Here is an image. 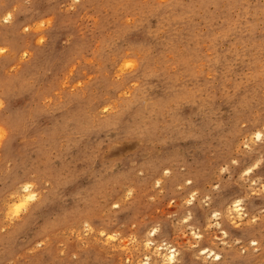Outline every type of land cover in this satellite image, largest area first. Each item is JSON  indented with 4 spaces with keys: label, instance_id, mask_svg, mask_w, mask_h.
<instances>
[{
    "label": "rangeland",
    "instance_id": "obj_1",
    "mask_svg": "<svg viewBox=\"0 0 264 264\" xmlns=\"http://www.w3.org/2000/svg\"><path fill=\"white\" fill-rule=\"evenodd\" d=\"M2 13L0 264H264V0Z\"/></svg>",
    "mask_w": 264,
    "mask_h": 264
},
{
    "label": "bare ground",
    "instance_id": "obj_2",
    "mask_svg": "<svg viewBox=\"0 0 264 264\" xmlns=\"http://www.w3.org/2000/svg\"><path fill=\"white\" fill-rule=\"evenodd\" d=\"M77 1V0H76ZM4 13H2L1 14V21H0V25H2V24H4V23H8L9 22V20L11 19V17L10 16H12L11 14H9V13H6V14H4ZM3 22V23H2ZM18 23H19V21L17 22H15L14 23V26H17L18 25ZM19 25H21V24H19ZM8 34H11V32H10V28L9 29H4V27L3 28H0V42L1 43H3L4 41L6 42V40H4V39H8L7 37V35ZM14 79L15 78H13V79H10V80H12L11 82H14ZM10 82V83H11ZM6 84V83H5ZM11 86V85H10ZM7 96H8V94H7ZM11 104H12V102H11ZM10 105V104H9ZM11 110V109H10ZM13 113H14V111L10 114V115H12L13 116ZM9 115V117H3L2 118V116H0L2 119H0V123H2L3 125H5L6 127H9L11 130H13V129H15V126H13V124H15V123H13V121H14V118L12 117V116H10ZM15 117H16V115H15ZM4 127V126H3ZM9 129V130H10ZM8 130V129H7ZM251 134L254 136V138H256V139H259L260 138V136H262L261 135V133H260V130H254L253 131V129H252V132H251ZM262 139V138H261ZM255 140V139H254ZM11 146V144H10V140H8V141H6V148H5V150H7L9 147ZM8 153V152H7ZM6 154V153H5ZM7 156V155H6ZM8 157V156H7ZM28 189H30V187H29V185L28 184H26V185H24L23 184V186H21V190H28ZM29 191V190H28ZM34 194V193H33ZM33 194H32V196H33ZM29 195V194H28ZM30 197L31 199L32 198H34L35 196H33V197ZM26 199V198H25ZM26 202V201H25ZM24 202V203H25ZM30 202H31V200H30ZM23 204V203H22ZM26 204V203H25ZM227 210H228V217H229V219H231V220H234V219H237V220H241L242 218H243V216H247V215H245V213H244V211H245V209L243 208V202H242V200H240V199H234V200H232V201H230V203L228 204V207H227ZM31 215V214H30ZM218 216H220V214L218 213V212H216V211H213V214H212V217L214 218V219H217V217ZM30 219H31V216H29V217H27L26 218V221H25V224L24 225H26L28 222L30 223ZM23 228V227H22ZM22 228H20V229H18L17 231L18 232H20V230L22 229ZM223 233V235L225 236L226 235V233L225 232H222ZM157 231L156 230H152L150 233H149V237H154L155 238V236H157ZM195 234V233H194ZM149 237H147V239L149 238ZM152 242H150V240H147L146 241V243H145V247L147 246H149L150 244H151ZM250 243L251 244H254L255 242H254V239L253 240H251L250 241ZM157 250H156V252H161V251H164V252H162V253H159V258H160V263L161 264H175L176 263V261H177V258H176V250H174L172 247H166V244H163V245H157V248H156ZM155 251V250H154ZM202 251H204V253L203 254H212L214 257H215V260H220L219 259V254H217L216 252H214L213 250H211V249H209V250H206V249H202ZM156 254V253H155ZM219 256V257H218ZM145 261L147 262V261H149V258L146 256V258H145ZM147 264V263H146Z\"/></svg>",
    "mask_w": 264,
    "mask_h": 264
}]
</instances>
